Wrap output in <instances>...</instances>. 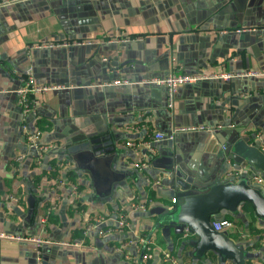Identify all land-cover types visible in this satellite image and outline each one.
I'll return each instance as SVG.
<instances>
[{
    "label": "crops",
    "instance_id": "crops-1",
    "mask_svg": "<svg viewBox=\"0 0 264 264\" xmlns=\"http://www.w3.org/2000/svg\"><path fill=\"white\" fill-rule=\"evenodd\" d=\"M263 27L264 0L2 2L0 234L13 237H0V264H264V219L252 206L242 209L248 214L244 219L228 218L234 222L229 235L251 254L242 263L214 253L194 258L191 247L182 244L189 235L181 238L173 229L169 234L157 227L159 212L175 205L172 198L178 202L179 195L171 194L168 174L153 163L172 154L201 189L241 172L242 165L264 173L226 152L241 139L260 149L264 144ZM63 41L84 43L31 49ZM28 64L40 83L58 87L38 95L34 112L24 115L14 72ZM174 67L204 77L179 86L170 108L166 86L153 79ZM252 71L259 74L240 75ZM222 72L233 76H212ZM23 122L41 131L40 141L57 146L41 164L26 145ZM173 125L216 130L178 133L174 140L155 143L153 159L135 168L152 135L169 133ZM103 136L116 146L102 154H116L110 161L115 180L104 190L83 168L87 146ZM129 141L136 146H128ZM19 154L25 158L19 160ZM60 162L71 167L60 170ZM71 170L76 178L68 181L80 190L76 197L68 182L57 186L56 181L59 173L67 176ZM261 188L264 193V184ZM131 203L145 209H133ZM121 209L128 217L124 232L87 231L100 218L107 219L105 228H115ZM145 235L154 238L149 259H138L133 246L126 254L117 250L121 241ZM166 252L175 260H167Z\"/></svg>",
    "mask_w": 264,
    "mask_h": 264
},
{
    "label": "water",
    "instance_id": "water-1",
    "mask_svg": "<svg viewBox=\"0 0 264 264\" xmlns=\"http://www.w3.org/2000/svg\"><path fill=\"white\" fill-rule=\"evenodd\" d=\"M91 143L92 145L86 148L88 156L83 168L91 171L98 188L110 189L111 182L115 180L110 161L116 154H102L114 152L116 146L110 144L109 136L97 138ZM256 145L241 139L233 146V150L228 147L226 152L231 153V156H234L233 153L237 154V160L248 159L264 171V152ZM153 163L168 174L171 194L179 195L175 205L159 212L155 220L157 227L169 234L173 229L179 237L189 235L186 238L181 237L182 244L184 247H191L189 255L197 259H205L210 253H214L222 258L234 257L242 263L244 257L251 255L245 253L244 246L237 244L228 230L216 231L212 226L213 220L224 219L226 214L236 219H244L248 216L242 212L246 203L251 204L258 218L264 219V193L261 186L247 177V172L242 178L230 177L201 189L190 175L176 164L172 154L169 153L165 158H154ZM121 178L120 176L119 179ZM186 230L189 231L188 234H184Z\"/></svg>",
    "mask_w": 264,
    "mask_h": 264
},
{
    "label": "built area",
    "instance_id": "built-area-1",
    "mask_svg": "<svg viewBox=\"0 0 264 264\" xmlns=\"http://www.w3.org/2000/svg\"><path fill=\"white\" fill-rule=\"evenodd\" d=\"M15 1H21V0H4L2 1L5 4H9ZM2 2L0 4H2ZM264 31V27L262 28ZM84 42L81 41H75V42H69V41H63V42H44L41 44H35L31 46V49L36 48H56V47H67L70 44H83ZM92 43V42H90ZM19 81V87L16 90L18 95V101L22 108V112L24 115H27L29 113L34 112V107L38 104V95H44L47 92L55 89L58 86L47 84V83H40L36 76H35V69L32 64H28L24 69L22 70H15L14 72ZM256 75L259 74L257 71H252L248 73H240V75ZM213 77H222L223 79H230L233 74L230 72H222L220 74H213ZM204 77V75L200 74H190L186 72H181L177 70L176 67L172 68L170 72L164 76L163 78H154L153 82L159 85H165L167 88V103L170 108H173L175 104V96L176 92L179 88V86L183 84H189L194 83L198 81L200 78ZM116 83H120V81H116ZM221 127V126H220ZM23 132H24V138L27 147L34 153V160L37 164H41L42 160L45 158L47 153H49L51 150L57 148L56 145L50 144V143H44L40 141V135L41 131L39 130H32L30 129L28 123L23 122L22 124ZM216 129L211 126L206 125H173L171 131L169 133H164L157 131L154 133L151 137L150 142L147 143V150L144 152V160L141 162H134L133 166L138 169H143L146 167L148 162L151 161L152 157L154 156L155 150L154 145L155 143L164 141V140H173L178 133H186V132H196V131H208L212 132ZM257 137L261 138V135L257 134ZM145 143V144H146ZM154 144V145H153ZM128 146H136V144L132 141L127 142ZM261 149L264 152V144H261ZM19 160L25 158V154H19L17 156ZM56 167L61 168L60 170H68L71 166L70 164H64L62 162L58 163ZM63 168V169H62ZM240 171L247 172V176H249L250 180L253 183L258 184L261 186V184H264V173H260L258 171H254L250 169L247 166H241ZM239 170L233 171L232 173H228L227 177H234V178H240ZM245 172V173H246ZM66 174L57 175L56 181L58 182L57 186L65 185L67 182L69 183L71 194L73 196H79L80 190L78 187V184L68 181ZM158 182V181H157ZM172 201L174 203H177V197H173ZM130 207L133 209H145L143 204L139 203H131ZM107 219H97L94 223H90L87 226V231H90L92 229H97V231L100 234H114L116 232L122 233L126 230V226L128 225V217L126 214V211L124 209H121L118 212V215L116 217V227L112 228H105L104 223ZM212 226L216 231H222V230H229L233 228L234 222L228 218L220 219V220H214L212 221ZM1 238L4 237H13L12 234L7 233H1ZM38 242L42 241L41 239H37ZM154 238L148 235L145 236H132L127 241H121L120 245L118 246L117 250L122 251L126 254V251L129 249L130 246L135 247V254L138 259H149L152 257L151 251H152V244H153ZM66 244H70L73 246H80V243L78 242H64ZM165 257L167 260H175L170 252H166ZM40 259V258H39Z\"/></svg>",
    "mask_w": 264,
    "mask_h": 264
},
{
    "label": "trees",
    "instance_id": "trees-1",
    "mask_svg": "<svg viewBox=\"0 0 264 264\" xmlns=\"http://www.w3.org/2000/svg\"><path fill=\"white\" fill-rule=\"evenodd\" d=\"M67 178H69V179H75L76 178V174H75V172L73 171V170H71V171H69L68 173H67ZM250 207H251V204H249V203H246L244 206H243V208L244 209H246V211L248 210V209H250ZM252 208V207H251ZM253 209V208H252ZM224 217L225 218H230V217H232L230 214H226V215H224Z\"/></svg>",
    "mask_w": 264,
    "mask_h": 264
}]
</instances>
